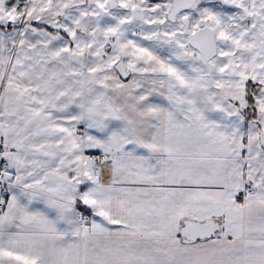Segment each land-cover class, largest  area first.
<instances>
[{"label": "snow or ice", "instance_id": "obj_1", "mask_svg": "<svg viewBox=\"0 0 264 264\" xmlns=\"http://www.w3.org/2000/svg\"><path fill=\"white\" fill-rule=\"evenodd\" d=\"M0 264H264V0H0Z\"/></svg>", "mask_w": 264, "mask_h": 264}]
</instances>
